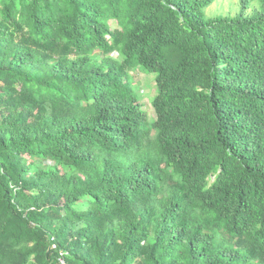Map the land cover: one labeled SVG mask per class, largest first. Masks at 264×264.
Listing matches in <instances>:
<instances>
[{"label": "trees", "instance_id": "1", "mask_svg": "<svg viewBox=\"0 0 264 264\" xmlns=\"http://www.w3.org/2000/svg\"><path fill=\"white\" fill-rule=\"evenodd\" d=\"M227 1L0 0V264H264V0Z\"/></svg>", "mask_w": 264, "mask_h": 264}, {"label": "rangeland", "instance_id": "2", "mask_svg": "<svg viewBox=\"0 0 264 264\" xmlns=\"http://www.w3.org/2000/svg\"><path fill=\"white\" fill-rule=\"evenodd\" d=\"M237 0H228L226 4L219 6V2H215L211 5V8H217L219 11H221L222 8L226 9L227 12L231 9H237L236 7ZM207 14H211L210 8L207 9ZM116 55V54H114ZM138 75V83L140 86V95L144 104V109L147 111L149 118H152L154 120L155 118V112L152 107V99L156 95V81L153 74H150L145 71L137 70Z\"/></svg>", "mask_w": 264, "mask_h": 264}, {"label": "built area", "instance_id": "3", "mask_svg": "<svg viewBox=\"0 0 264 264\" xmlns=\"http://www.w3.org/2000/svg\"><path fill=\"white\" fill-rule=\"evenodd\" d=\"M61 262H62V264H66L65 261H64V259H61Z\"/></svg>", "mask_w": 264, "mask_h": 264}]
</instances>
